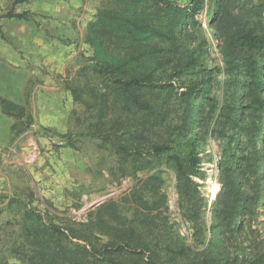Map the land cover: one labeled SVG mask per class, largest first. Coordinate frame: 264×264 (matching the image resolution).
<instances>
[{
    "label": "rangeland",
    "instance_id": "rangeland-1",
    "mask_svg": "<svg viewBox=\"0 0 264 264\" xmlns=\"http://www.w3.org/2000/svg\"><path fill=\"white\" fill-rule=\"evenodd\" d=\"M169 1L178 7L190 0ZM131 2L0 0V46L18 53L0 59L26 69L17 103L24 106V117H15L17 110L11 114L21 132L2 150L0 164V264L26 260L33 211L35 223L61 229L64 242L75 249L90 250L89 241L99 247L118 242L133 227L157 263L210 264L213 251L203 252L192 225L181 217L173 168L147 152L171 138L180 115L176 89L149 86L122 93L95 70L98 64L123 65L127 75L150 76L157 84L187 81L195 74L172 81L168 75L185 65L190 32L197 28L186 24L178 36L177 16L167 22L170 36H159V21H171L170 10L159 0H141L134 11ZM206 12L207 7L204 28ZM145 16L146 28L154 32L141 33L130 22ZM202 59L210 69L224 66L213 45ZM131 95L151 108H139ZM22 132L26 135L19 137ZM200 145L210 199L206 228L215 222L211 205L220 190V152L211 137ZM146 260L144 254H130L124 264Z\"/></svg>",
    "mask_w": 264,
    "mask_h": 264
},
{
    "label": "trees",
    "instance_id": "trees-1",
    "mask_svg": "<svg viewBox=\"0 0 264 264\" xmlns=\"http://www.w3.org/2000/svg\"><path fill=\"white\" fill-rule=\"evenodd\" d=\"M131 1L135 11L141 0ZM159 1L172 17L171 21H159L161 28L156 34L169 37L172 25L167 22L173 24L177 16L178 36L187 31L186 24L197 28L190 32L194 35L188 60L168 77L171 81L186 74L196 77L178 84H157L150 76L127 75L123 65L98 64L95 70L122 93L149 86L176 89L180 115L173 121L171 138L152 144L147 152L173 168L181 217L192 225V237L204 247L203 252L213 251L210 264H264V0H190L178 7H172L169 0ZM130 22L141 33L154 32L146 28V16ZM212 45L223 67H205L202 58ZM222 71L223 78H217ZM131 96L139 108H151ZM0 102L4 112L17 110L14 116L24 117V106L1 96ZM13 127L16 130L17 126ZM210 137L217 141L220 152L216 175L220 190L211 205L215 222L204 228L210 199L204 191L207 175L200 144ZM36 213H32L34 224L27 227L31 246L22 264H124L130 254L146 255L147 264H176L175 259L157 263L154 255L147 253L149 245H140L133 227H128L118 242L111 240L99 247L89 241L90 250L86 251L79 245L72 248L64 242L61 229L35 223Z\"/></svg>",
    "mask_w": 264,
    "mask_h": 264
},
{
    "label": "crops",
    "instance_id": "crops-1",
    "mask_svg": "<svg viewBox=\"0 0 264 264\" xmlns=\"http://www.w3.org/2000/svg\"><path fill=\"white\" fill-rule=\"evenodd\" d=\"M9 50V49H8ZM18 53L14 50L5 52L0 46V56L7 55L10 60L11 57H15ZM26 56V54H24ZM25 72L26 69H18L14 67L10 62L0 59V96L8 99L13 103H22L20 95L23 93L25 88ZM16 119L13 115L4 112L3 104L0 102V164L2 159V150L10 145L12 135H16L14 125ZM26 135L22 132L19 137ZM16 143V141H14Z\"/></svg>",
    "mask_w": 264,
    "mask_h": 264
}]
</instances>
